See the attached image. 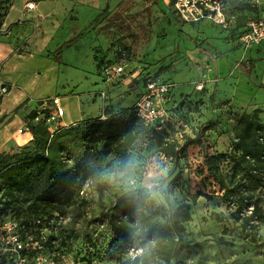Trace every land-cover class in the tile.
I'll return each instance as SVG.
<instances>
[{
    "label": "rangeland",
    "instance_id": "374dc122",
    "mask_svg": "<svg viewBox=\"0 0 264 264\" xmlns=\"http://www.w3.org/2000/svg\"><path fill=\"white\" fill-rule=\"evenodd\" d=\"M28 1L31 0H0V36L4 35L1 28L12 6L25 3L27 7ZM34 1L38 3L40 0ZM42 1L40 5L45 11L55 5L48 16L36 15V12L32 15L41 19L39 30L45 38L52 39L55 35V42L46 44L44 56L55 59L54 46L65 36V31L70 30L69 25L73 21H78L79 28L85 25L86 35L78 54H87L86 57L81 56L80 66L85 68L92 64L93 74H89L95 78L92 90H106L105 96L100 92L98 96L106 101L104 107L108 104L113 106L114 113L133 106L141 94L143 84L130 86L123 79L133 77L137 70L138 75L145 78L152 76L162 81H175L184 88L191 81H196L199 73L198 67H194L199 60L192 56L189 58L186 50L193 48L195 43L205 44L201 33L203 22H208L211 30L218 31V35L211 36L210 40L217 47L214 51L224 55L227 54V45L236 39L241 26L261 14L258 6H252L251 0H222V13L216 19L203 18L197 22L184 21L179 16L176 0ZM216 12L217 9L213 11V16ZM30 17L28 20L32 19ZM94 17L95 20L91 21ZM21 21L26 22L24 18H20ZM60 24L64 25L58 27ZM28 44L18 36L19 50L28 52ZM64 47L66 50L60 56V81L82 77L80 67L64 62V59L76 62L74 55H70L73 48L68 50V46ZM239 56L240 52L235 55L231 51L228 55L218 57L217 63L221 64L225 59H238L242 63L243 58L239 59ZM253 56L257 61L249 65L251 75L261 82L264 51L261 58L256 53ZM111 62H122L127 73L107 86L100 69L103 64ZM211 62L210 65L215 68L216 61ZM27 69L24 79L16 82L12 93L22 91L27 96L30 93L33 100L38 102L46 97L37 100V96L69 94L60 85L59 90H53L48 76L50 74L43 68ZM205 70L200 73L199 79L205 78ZM82 86L76 88L78 90L75 92L87 96L85 93L89 92L88 88ZM98 96L89 102L85 100L86 106H92L87 111L94 113L101 110L102 99ZM232 101V97L224 98L222 104L226 103L227 106L221 105L218 117H186L190 126L186 132L185 126L178 121V131L175 130L173 136L181 142L184 141L181 134L194 135L198 129H203L208 136L207 142L192 143L180 155H164L157 140H151L142 147L136 139L130 145L126 160L121 161L115 153L107 156L101 154L100 143L71 140L70 163L83 162L92 167L94 172L90 175L92 180L84 182V195H78L79 186L75 192L76 200L62 207L63 211L68 212L65 223L71 236L67 245L60 248L61 252L69 256L63 264H116L119 258L124 259L136 252H145L150 257L149 264H264V222L257 229L256 241L246 237V232L240 231V221L231 215L235 207H229L223 201L222 192L205 167L206 154L231 150L238 120L236 116L253 115L257 110L258 116L264 121V86L255 93L254 103L250 107L236 109ZM31 111H28V117H24L27 125L30 121H37L29 117ZM140 137L138 133L137 138ZM16 143L9 141L0 146V150L10 151L18 145ZM198 190L210 193L211 197L200 195L194 203L191 202L192 218L186 220L185 203L191 201L190 193ZM262 206L264 211V200ZM172 212H176L175 218L184 229L182 241H177V235H174L175 252L169 255L167 246L159 244L156 230L169 219ZM51 250L47 244L43 248L45 253Z\"/></svg>",
    "mask_w": 264,
    "mask_h": 264
},
{
    "label": "trees",
    "instance_id": "16d2710c",
    "mask_svg": "<svg viewBox=\"0 0 264 264\" xmlns=\"http://www.w3.org/2000/svg\"><path fill=\"white\" fill-rule=\"evenodd\" d=\"M94 20L95 17L91 21ZM82 32L73 31L56 48V56H61L63 47L75 42ZM145 81L143 75H137L132 77L129 85H144ZM112 108L109 104L104 107L105 117L97 115L74 124L58 125L53 132L45 118H36L39 115L37 110L31 111L29 117L37 120L30 121L27 126L33 133L31 141L15 145L10 151H0V226L6 218L11 217L22 225L20 230L23 237L33 233L35 239L39 238L40 228L51 226L50 220L56 216V212L68 214L62 207L76 200V188L81 186L77 193L84 195L86 189L83 193L80 190L86 180H92L90 175L94 169L80 161L70 163L73 139L100 143L101 154L107 156L115 153L121 161L126 160L130 145L136 139L142 147L151 140H157L164 155H180L188 145L204 144L208 140L203 129H198L194 135L184 134L183 142L175 137L169 139L175 130L178 131L179 119L188 121L186 117L172 119L158 129L144 124L137 114L135 103L116 113ZM180 115L185 116L182 112ZM138 133L140 138H137ZM205 167L222 192L223 201L229 207H235L231 215L240 221V231L256 241L257 229L264 222V121L257 110L253 115L242 114L238 117L231 150L206 154ZM200 195L211 197L210 193L202 190L190 193L191 201L185 203L184 219L192 218V203ZM175 213L172 212L169 219L156 230L159 244L167 246L169 255L175 252L174 235H177V241L183 240L184 227L175 218ZM55 225L57 230L51 228L44 243L51 251L61 254L64 252L60 248L67 245L71 237L70 230L66 223L57 224L55 221ZM9 255L0 248V264H7ZM149 260L145 252H136L124 259L119 258L116 264H149Z\"/></svg>",
    "mask_w": 264,
    "mask_h": 264
},
{
    "label": "crops",
    "instance_id": "0c3cea01",
    "mask_svg": "<svg viewBox=\"0 0 264 264\" xmlns=\"http://www.w3.org/2000/svg\"><path fill=\"white\" fill-rule=\"evenodd\" d=\"M43 2L44 1L40 0L36 3V7L32 9L27 8L25 3L22 5L14 4L9 13L6 15L3 24L4 26L1 28L4 35L0 36V85L4 82L10 86V90L6 95L0 94V146H3L4 144L6 145L9 141L17 142L16 144H24L31 141L33 138V133L29 128H26L22 132L18 131V128L28 126L24 117H28V111L33 109L37 110L38 101L33 100L30 93H28L29 96L22 91L12 93V88L16 86V82H19L24 75H26L25 73L28 70L27 68H43L46 73L50 74L48 76L53 90H59L58 85L62 86L63 90H68L69 94H66L65 96H61L59 93L47 95L49 97L54 95L60 96L61 103L64 106V113L61 117H58L59 121L57 123L59 125L74 124L83 119L97 115H102V117L104 116L103 104L106 101H104L103 97L98 96L101 90H92V84L95 82V78L89 75L93 74L92 64L86 65L85 68L80 66L82 65V60L80 59L81 56L86 57L87 54V52H84V54H78L80 44H83L84 35H86V31L84 30L85 25H82V27L79 28L78 21H73V23L69 25L70 30H68V32L65 31V36L59 39L54 46L56 49L72 34L73 31H83L81 36L68 46V50L73 48L70 55H74L76 62L64 59L65 63H69L71 66L76 68L80 67L82 70V77L60 81V56L58 61V57L56 55H54L55 59H52L44 56L43 54L46 44L55 42V35L52 39L45 38L43 32L39 30L41 19L32 17L34 12H36V15L43 14V16H48L51 13V10L55 7V5L48 7V11H45V8H41L40 5ZM251 3L253 7H259L261 14L264 12L262 9L264 0H251ZM29 17L32 19L28 20ZM20 18H24L26 22H19ZM248 21L246 25L243 27L241 26L236 39H233V42L227 45V54H224L228 55L232 51L236 55L240 52L239 59L243 58L242 63H239L238 59L231 61L225 59L221 62V64H218V57H222L224 55H218L216 51H214L217 47L214 45V42L210 40L212 38L211 36L215 37L218 35V31L216 32L215 29L211 30L208 22H203L201 24V33L204 37L203 42L205 44L195 43L193 48L186 50L189 58L195 57L199 60V63H196V67H194H198L197 73H199V77L196 78V81H198L201 77L200 73L203 69L205 70L206 62L212 64L211 61L215 60V68L211 66L212 68L208 72L210 80L206 81L205 88L203 90L196 89V81H191L190 85L185 88L178 86L177 83L173 81L175 85L171 93V99L168 101L169 105L179 104L178 106L180 107L183 106V108L193 110L192 117H218V115L221 114V105L227 106L226 103L222 104L224 98L226 97L233 98L232 102H234L237 106L236 109H242V107L247 108L253 105L255 93H257V91L264 86V74L262 81L258 82L252 77V70L249 65L251 66L253 61H257V58L253 56L255 53L259 56V58L262 57L260 55L264 51V41L252 46L249 49H244L239 41V36L247 28ZM64 24H60L58 27H62ZM55 30L57 33L58 30L56 28ZM18 36L20 38H24L25 41L29 43V46L27 45L28 52L18 49ZM64 48L65 47L62 49V53L66 50ZM248 54H250V56H248ZM137 72H139V70H137ZM100 75L102 76V74ZM123 79L125 84L128 85L132 80V77H123ZM217 81H219L218 85ZM82 83L84 86H82ZM80 85L88 88L87 90L89 92L85 93L87 96H83L82 94L75 92V90H78L76 88ZM80 91L83 92L85 90ZM47 96H37V100ZM97 96L102 99L101 110L94 113L87 111L88 109H91L92 106H86L85 100L87 99L89 102L90 99L95 100ZM236 117H240V115Z\"/></svg>",
    "mask_w": 264,
    "mask_h": 264
},
{
    "label": "built area",
    "instance_id": "2783aa9c",
    "mask_svg": "<svg viewBox=\"0 0 264 264\" xmlns=\"http://www.w3.org/2000/svg\"><path fill=\"white\" fill-rule=\"evenodd\" d=\"M221 2L222 0H176L175 7L177 13L184 21L197 22L203 18L216 19L217 15L222 13L220 10V8H222ZM27 7L29 9L35 8L36 2L34 0L28 1ZM216 9L217 12L213 16V11ZM222 19L223 18H221V21ZM239 41L244 49H249L264 41V12L257 18L248 21V26L240 34ZM211 68L210 63L206 62V71L203 73L205 78L196 81V89L203 90L205 88L206 81L210 80L208 72ZM126 73L125 65L122 62L106 63L101 68V74L107 86L113 84L120 76ZM138 74L139 72L136 71L133 73V77ZM174 85L175 83L171 81H162L152 76L146 77L142 92L135 101L137 114L141 117L145 125L150 127L155 126L160 129L177 117H192L193 110L183 108V106L180 107L178 106L179 104H168V101L171 99ZM9 90L10 86L2 82L0 85V94H6ZM100 93L102 96L106 95L103 89ZM37 111L39 115L36 116V118H45L46 122L49 124V129L53 132L59 125L57 123L59 121L58 117L63 115L64 106L61 103L60 96L54 95L41 99V101L37 103ZM181 112L184 113L185 116H181ZM103 117H105V115ZM179 123L185 126V132L188 131L190 126L187 121L179 119ZM26 128L28 127H19L18 131L22 132ZM181 135L183 137V134ZM173 138L174 136L171 134L169 139L172 140ZM84 186L85 187L80 190L81 193L86 189V185ZM67 218V215L56 212V216L50 220L52 223L51 226L41 227L38 232L40 237L36 239L33 233L23 237L20 230L22 226L20 222L11 217L6 218L0 226V248L10 253L7 264H63L67 258L69 259V256H66L64 253L60 254L56 251L45 253L43 248L45 246L44 241L47 239V234L50 232L49 230H51V228L57 230L58 228L57 225L53 226L54 222L56 221L57 224L65 223L68 220Z\"/></svg>",
    "mask_w": 264,
    "mask_h": 264
}]
</instances>
